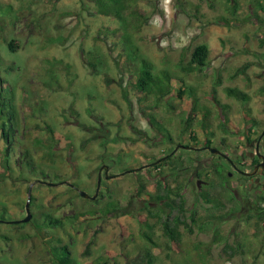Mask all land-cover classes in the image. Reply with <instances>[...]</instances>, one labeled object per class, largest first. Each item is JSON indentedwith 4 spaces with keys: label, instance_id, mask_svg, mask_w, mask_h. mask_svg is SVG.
I'll return each mask as SVG.
<instances>
[{
    "label": "rangeland",
    "instance_id": "374dc122",
    "mask_svg": "<svg viewBox=\"0 0 264 264\" xmlns=\"http://www.w3.org/2000/svg\"><path fill=\"white\" fill-rule=\"evenodd\" d=\"M263 6L264 0L134 2V8L150 15L138 29L128 27L134 43L154 73L173 75V97L156 105L154 96L138 92L133 65L126 64L122 44H117L123 22L101 13L97 0H0V75L13 89L17 108L8 173L0 121V208H6L8 221L25 218L31 187L32 214L28 222H0V263L55 264L48 242L60 239L78 264H264V227H256L254 217L264 173L244 179L211 150L247 172L259 161V140L264 155V136L257 141L264 131V93L259 92L264 87ZM12 40L19 46L16 52L8 47ZM202 43L210 47L209 66L185 72L183 66ZM90 60L99 61L95 69ZM186 87L194 88V94ZM225 87L244 91L250 100L229 96ZM185 88L188 92L179 97ZM226 114L229 132L222 127ZM25 151L38 166L36 172L22 164ZM168 154L172 157L165 160ZM159 158L164 159L159 168H139ZM216 162L225 164L241 207L215 222L225 240L215 236L213 227L199 231L193 226L190 232L182 226L181 242L168 254L157 218L143 209V201L150 202L152 213L160 210L152 195L157 180L165 179L182 187L188 215L196 210L206 219L210 212H227L235 203L221 195L223 188L208 186L216 179ZM106 166L110 178L104 176ZM129 168L133 171L126 172ZM42 180L47 183L36 182ZM80 190L97 193L98 201L84 200L89 198ZM209 191L224 204L203 200L200 193ZM114 201L127 213L115 214ZM49 213L65 224L41 225ZM146 220L161 245L152 263L145 255L150 245L143 237L149 229ZM226 243L240 245L234 256L224 252Z\"/></svg>",
    "mask_w": 264,
    "mask_h": 264
},
{
    "label": "trees",
    "instance_id": "16d2710c",
    "mask_svg": "<svg viewBox=\"0 0 264 264\" xmlns=\"http://www.w3.org/2000/svg\"><path fill=\"white\" fill-rule=\"evenodd\" d=\"M98 4L100 6L101 13L105 15L112 16L113 18L119 19L123 22V29L124 31L120 34V40L117 42V44H122V52L126 56V64L131 66L133 65L134 72L132 73L134 76H136L135 86L140 92L143 97H149L154 96L155 104H159L158 102L165 97L169 96V98L173 97V89L174 85L172 83L173 75L168 70H162L158 73L153 72V65L152 63L145 58L139 50V47L134 43L131 34L129 33L128 27L132 29H138L139 27L143 26L144 24H147L150 19V15L147 13L141 12L139 9H136L133 7L134 2L138 0H97ZM233 2V1H232ZM234 2H237V0H234ZM264 9V6H263ZM117 30V29H116ZM116 44V43H115ZM9 49L13 52H16L19 48L18 44L15 42V40L10 41L9 43ZM210 47L205 44H199L197 45L194 50L192 51L191 59L188 63V65L183 66V69L185 72L190 73L195 70H205L207 66H209L210 62ZM96 61V59H95ZM89 61L90 66H92L93 69L97 67L96 62ZM249 67V64H246V66L243 69H240L239 72L244 74L246 72L247 68ZM125 69V68H124ZM107 81L109 80V77L106 78ZM183 81V80H182ZM220 78H216V83H221ZM183 84V82H182ZM190 94H194V88L192 87H186ZM185 89H181L179 92V97L183 96L188 92ZM216 91V90H214ZM225 91L229 96H234L244 102H247L250 100V97L247 93L244 91L236 88V87H225ZM260 93H264V87H261L259 89ZM216 102V101H215ZM216 103H219L217 101ZM224 109L227 108V105H221ZM225 114V113H224ZM16 115H17V108L14 104V92L13 89L10 86L5 85V81L3 80L2 76L0 75V121H1V132L2 137L4 139L5 148L3 150L4 160H3V166L8 173L11 171V164H10V153L12 150V144L15 137V129H16ZM191 117L189 116L185 121L183 125V130H185L190 124ZM253 120V119H252ZM228 119L226 114V120L222 121V127L226 132H229L230 129L228 127ZM254 121V120H253ZM47 131L50 133L49 138H53L54 131L51 127H47ZM169 135V134H168ZM264 136V131L261 135H259L257 141ZM168 141L173 142L172 137L168 136ZM206 148H210L211 145V139H208L206 141ZM179 144H177L178 146ZM181 146V145H179ZM187 148V147H186ZM189 148V147H188ZM192 149V148H190ZM212 150V149H211ZM221 152V151H220ZM226 156V155H225ZM172 157L171 154H168L166 156V159H170ZM220 159H224V155H222V152L218 156ZM228 157H226L227 159ZM259 159L256 158V161ZM164 159L159 158L156 161H154L151 164H144L141 165L139 168H152L156 167L159 168ZM22 164L26 165L28 168L31 169V171H37L38 166L35 164L33 159L29 156L28 152L25 151L22 154ZM227 164L231 168H233L236 172L237 169H241L240 164L236 160H232L230 158L227 159ZM110 168V166H109ZM212 170L216 173V179H211L208 181L209 187H221L223 190H221V195L226 194L227 199L230 202H234L235 206H232L227 212L216 214L214 212H210L206 215V219L201 216H197V211L193 210L190 215H188V208L186 207V198L184 197V194L182 193V187L176 186L172 187L170 186L165 179H158L157 180V189L152 195L156 202L159 203V205L162 207L160 210H157L156 212H153L150 210V202L148 200H144L143 202V209H147L151 212L152 215L156 216L157 222L163 232V236L166 238L165 241V248L169 252L174 248L175 245H179L181 242V238L183 235V232L181 231V227L184 226L187 228L190 232L193 231V226H196L199 231H207V228L214 229V234L216 237L220 239V241L225 240L223 235H220V226L219 223L223 222L224 218L226 216L234 214L236 211H240V201L236 197V195L233 193V187L231 185V181L226 173L225 164L223 163H213ZM133 171V168H129L126 170ZM42 174H45L42 172ZM176 175V172L174 173ZM198 176L201 177V173H198ZM242 177L244 179H250L251 176L249 174L242 173ZM45 178V177H44ZM47 178V175H46ZM110 178V177H108ZM218 180V181H216ZM39 183V185L46 184L47 182L45 180L42 181H36ZM59 183H65V181H59ZM54 184V183H49ZM229 185V186H228ZM150 194V193H147ZM81 196V194L79 193ZM201 198L207 202H210L211 200L216 203V207H219L220 205L224 204L221 198H215L212 196L210 191L207 193H200ZM88 202L96 203L98 199H84ZM254 204H256V207L258 210L255 213L256 221V227H264L263 220H264V192L258 193L256 196V199L254 200ZM122 206L118 201H114V213L117 214L120 210H122ZM98 213V211H95V214ZM122 213H127V210H122ZM189 220L191 222H189ZM216 220H219V223H215ZM0 222L5 223H17L12 222L11 220H7V212L6 208L3 207L0 208ZM143 225H146L149 229L143 231V237L150 243L149 247L146 249V257L150 260V263H152L156 256L154 253L155 248H159L161 245H159L153 237V230L152 226L147 223ZM215 223V225H214ZM65 224V220L62 217H56L54 214L49 213L45 216V218L42 220L41 225L44 227H57V226H63ZM95 236L91 238V240L87 244V252H89L90 246L94 243ZM50 253L53 257V262L55 264H78L73 256V252L70 249V247L67 244L61 243L60 239L56 240H50L48 242ZM240 245L233 246L229 243H226L224 246V252L227 253L229 256H234L237 251L239 250ZM101 260L95 261L94 264H101ZM1 264V263H0Z\"/></svg>",
    "mask_w": 264,
    "mask_h": 264
},
{
    "label": "water",
    "instance_id": "95a60500",
    "mask_svg": "<svg viewBox=\"0 0 264 264\" xmlns=\"http://www.w3.org/2000/svg\"><path fill=\"white\" fill-rule=\"evenodd\" d=\"M212 152H214V153H218V154L221 153V152H220L218 149H216V148H212ZM257 152L259 153V156L263 159V161H262V166H264V155L261 154V153L259 152V149H258V148H257ZM258 168H259V167L256 166V168H255L254 171H252V172H250V173H247V174H249V175H251V174H255ZM105 176H106L107 178H108V177H112V175H110V174L108 173V167H107V169H106V171H105ZM100 180H101V177H99L98 185H100ZM200 184H201V181H198V186H200ZM79 193L81 194V196H83V197H85V198H92V199H95L96 196H97V193L91 196L90 194H88L87 192H85V191H83V190H80ZM30 196H31V187L29 188V199H28V201H27V203H26V210H27V213H28L27 216H26L25 218H23L22 220H16V221H12V222H17V223H19V222H28V221H30V219H31V217H32V214H31V211H30Z\"/></svg>",
    "mask_w": 264,
    "mask_h": 264
},
{
    "label": "flooded vegetation",
    "instance_id": "af4514ba",
    "mask_svg": "<svg viewBox=\"0 0 264 264\" xmlns=\"http://www.w3.org/2000/svg\"><path fill=\"white\" fill-rule=\"evenodd\" d=\"M260 145V140L256 143V146H257V148H258V146ZM259 149V148H258ZM256 154H257V158L259 159V161L254 165V168H253V171H254V169L256 168V166H258L259 168L257 169V171L256 172H261V173H264V166H262V161H263V159L259 156V153L257 152V149H256ZM222 155H224V157L226 158L227 156H225V154H223L222 153ZM228 159V158H227ZM107 167L108 166H106V168H105V171H106V169H107ZM108 171H109V167H108ZM237 171L239 172V173H245V174H247V173H250V172H247V171H244L243 169L242 170H240V169H237ZM252 172V171H251ZM104 176H105V172H104ZM99 177H101V174L99 175ZM106 177V176H105ZM261 192H264V191H261Z\"/></svg>",
    "mask_w": 264,
    "mask_h": 264
}]
</instances>
